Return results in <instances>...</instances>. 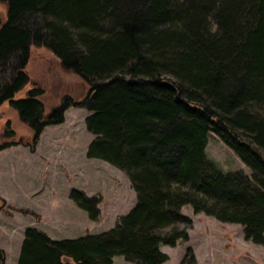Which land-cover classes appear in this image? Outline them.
Returning <instances> with one entry per match:
<instances>
[{
    "label": "trees",
    "instance_id": "16d2710c",
    "mask_svg": "<svg viewBox=\"0 0 264 264\" xmlns=\"http://www.w3.org/2000/svg\"><path fill=\"white\" fill-rule=\"evenodd\" d=\"M0 1L7 6L0 104L17 111L34 142L45 126L64 121L68 106L84 107L93 135L86 156L123 170L136 194L130 211L102 233L52 239L26 228L17 264H112L117 255L165 264L161 244L189 237L183 205L264 243V0ZM31 46L50 50L87 92L48 113L36 83L15 97L30 82ZM211 131L249 175L222 172L206 158ZM8 146L0 142V150ZM69 198L98 217L95 197L72 189ZM4 257L0 249V264ZM179 264H196L192 250Z\"/></svg>",
    "mask_w": 264,
    "mask_h": 264
},
{
    "label": "rangeland",
    "instance_id": "374dc122",
    "mask_svg": "<svg viewBox=\"0 0 264 264\" xmlns=\"http://www.w3.org/2000/svg\"><path fill=\"white\" fill-rule=\"evenodd\" d=\"M6 15L7 6L0 1V24ZM26 70L30 82L15 97L24 96L34 83L42 86L44 113L65 97L77 100L88 90V85L63 68L45 47L31 46ZM88 113L84 107L68 106L64 121L45 126L34 142L32 129L20 120L17 111L7 101L0 104V142L10 143L0 150V249L5 254L1 264H17L28 227L52 239L97 234L118 224L134 206L136 194L127 174L106 161L86 156L93 138L85 125ZM207 140L206 158L220 171L250 174V169L215 133L209 132ZM72 189L96 198V219L92 220L69 198ZM181 213L192 219L189 237L174 246L161 244L168 255L165 264H179L188 249L196 264H264V243L246 240L241 225L194 213L190 205H183ZM112 264L133 263L117 255Z\"/></svg>",
    "mask_w": 264,
    "mask_h": 264
},
{
    "label": "water",
    "instance_id": "95a60500",
    "mask_svg": "<svg viewBox=\"0 0 264 264\" xmlns=\"http://www.w3.org/2000/svg\"><path fill=\"white\" fill-rule=\"evenodd\" d=\"M129 82H136L135 79H130ZM167 83V81H165Z\"/></svg>",
    "mask_w": 264,
    "mask_h": 264
}]
</instances>
